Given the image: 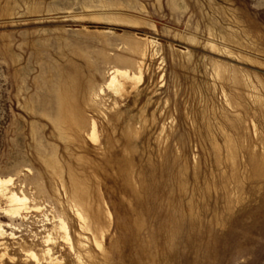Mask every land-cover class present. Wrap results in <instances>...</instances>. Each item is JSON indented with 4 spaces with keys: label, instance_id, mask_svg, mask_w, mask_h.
Wrapping results in <instances>:
<instances>
[{
    "label": "rangeland",
    "instance_id": "1",
    "mask_svg": "<svg viewBox=\"0 0 264 264\" xmlns=\"http://www.w3.org/2000/svg\"><path fill=\"white\" fill-rule=\"evenodd\" d=\"M0 178V264H264V0H0Z\"/></svg>",
    "mask_w": 264,
    "mask_h": 264
},
{
    "label": "bare ground",
    "instance_id": "2",
    "mask_svg": "<svg viewBox=\"0 0 264 264\" xmlns=\"http://www.w3.org/2000/svg\"><path fill=\"white\" fill-rule=\"evenodd\" d=\"M146 51L147 50L145 48L140 53L141 55L139 54L141 56L140 59H143V60L141 62H138L137 64L135 63L136 64V72H131L130 70H127V69H121V68L114 67L111 70V72L109 73V80L106 82L105 87L107 89H111L112 91H114V93H115L114 95H117L119 93L118 94V98H119L120 93L125 91V86L126 85H128V84H131V85H135L136 84V85H138L139 82L142 81V76H143L142 75L143 74L142 73V71H143L142 68H144L143 61L145 60L144 58L146 56ZM144 65H145V63H144ZM99 93L102 94L103 93V89L100 88ZM120 98H121V96H120ZM89 121H90V123L85 121L84 128H87V127L89 128L88 137L92 141V143L97 144L99 142L97 124H96V122L94 120H89ZM12 186H13V179L12 178H7V179L0 178V200H3V201L6 202V209L4 210V213L8 217H10L11 219H17L18 218V219H22L23 220V219H25V217H23L22 214L23 213H25V214L26 213H30V211H29L30 208L27 207V204H29L28 203V199L26 198V196L24 194L18 195L16 192H14V190L12 191L11 188H10ZM38 210H39V208L35 209L36 212ZM75 213H76V219L83 225L85 223V219L83 217V214L79 210H76ZM54 228H57L58 232L62 233V237L60 236L61 237V243L59 241L60 239L59 240H58V238L55 239L54 238L55 236L52 237L51 234H47L46 237L43 239L44 240L43 244L46 247L45 250H44V258H45V256H47V259L49 258V261L51 260V261H55V263H60V260H58L57 257L51 259L52 256H53L52 251H54V249L56 248L57 244L59 245V243H60V244H62L64 246L68 247V250L73 252L74 254H76V251H75V248H74V243L72 242V239L69 236L67 224L62 219L61 216H57V225H55ZM5 234L6 233L3 231L2 226L0 225V238H3V236ZM11 237H13L12 234H11ZM94 243L97 246V248H100L99 240H95L94 239ZM26 253H27L28 257L33 259L34 264H38L39 263V259L37 258V255H36L35 252H33L31 250H28V251H26ZM40 258H42V257H40ZM77 258H78V260H80L78 256H77Z\"/></svg>",
    "mask_w": 264,
    "mask_h": 264
}]
</instances>
